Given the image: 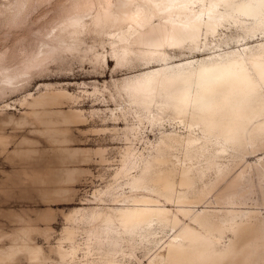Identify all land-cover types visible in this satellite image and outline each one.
Wrapping results in <instances>:
<instances>
[{"label":"bare ground","instance_id":"6f19581e","mask_svg":"<svg viewBox=\"0 0 264 264\" xmlns=\"http://www.w3.org/2000/svg\"><path fill=\"white\" fill-rule=\"evenodd\" d=\"M95 5L86 0L67 8L33 48L23 50L18 64L0 56L4 96L23 86L52 48L76 47L90 28L106 33L118 65L140 66L120 79L136 112L132 129L138 133L147 123L162 130L147 154L127 147L123 169L130 172L131 194L121 195L124 204L112 212L84 210V239L75 240L68 229L61 258L75 259L83 249L106 257L95 264H128L137 247L149 255L147 264H238L249 241L237 240L246 234V220L237 210L193 204L207 197L247 145L264 144V0H103L87 21L86 11ZM254 38L261 41L250 44ZM230 40L242 47L227 49ZM176 47L203 56L173 59L178 55L169 49ZM44 97L31 105H46ZM241 180L220 196L223 203H239Z\"/></svg>","mask_w":264,"mask_h":264},{"label":"rangeland","instance_id":"374dc122","mask_svg":"<svg viewBox=\"0 0 264 264\" xmlns=\"http://www.w3.org/2000/svg\"><path fill=\"white\" fill-rule=\"evenodd\" d=\"M78 1L86 0H0V56L8 64H18L23 50L33 48L62 12ZM102 1L88 7L87 21ZM259 41L254 38L250 44ZM224 46L242 47L233 40ZM111 49L109 35L87 29L76 47L52 48L23 86L0 95V262L95 264L93 259L106 260L99 251L85 254L83 249L78 250L77 259H62L59 250L68 247V229L75 240L83 241L86 224L79 218L84 210L100 207L112 212L111 207L124 204L121 195L131 194L126 184L130 172L123 169L130 152L127 147L147 154L152 142L158 144L162 136L161 129L147 123L138 133L132 129L136 112L121 90L120 79L140 66L118 65ZM169 51L178 55L173 59L193 53L203 56L197 49ZM41 94L46 105H31ZM247 146L207 197L193 206L240 212L246 220V237L237 240L249 241L238 255V264H264V144ZM241 175L244 193L239 203H223L224 194L232 192ZM231 235L228 232L223 243H229ZM133 251L136 257L128 264L148 263L143 249Z\"/></svg>","mask_w":264,"mask_h":264}]
</instances>
